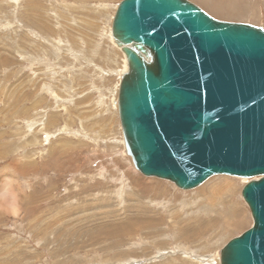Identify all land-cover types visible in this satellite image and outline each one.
I'll return each instance as SVG.
<instances>
[{
  "label": "rangeland",
  "instance_id": "obj_1",
  "mask_svg": "<svg viewBox=\"0 0 264 264\" xmlns=\"http://www.w3.org/2000/svg\"><path fill=\"white\" fill-rule=\"evenodd\" d=\"M120 1L0 0V170L10 167L0 195L9 186L11 201L25 197L19 209L0 200V264H218L252 226L240 194L248 179L216 175L182 190L133 167L116 104ZM190 1L264 27V0ZM228 190L238 209L205 208ZM208 216L215 226L196 231ZM113 223L130 233H99Z\"/></svg>",
  "mask_w": 264,
  "mask_h": 264
},
{
  "label": "water",
  "instance_id": "obj_2",
  "mask_svg": "<svg viewBox=\"0 0 264 264\" xmlns=\"http://www.w3.org/2000/svg\"><path fill=\"white\" fill-rule=\"evenodd\" d=\"M111 40L125 59L117 114L133 167L182 190L248 179L252 226L221 248L220 264H264V27L190 0H122Z\"/></svg>",
  "mask_w": 264,
  "mask_h": 264
},
{
  "label": "bare ground",
  "instance_id": "obj_3",
  "mask_svg": "<svg viewBox=\"0 0 264 264\" xmlns=\"http://www.w3.org/2000/svg\"><path fill=\"white\" fill-rule=\"evenodd\" d=\"M116 11V10H115ZM223 21V20H222ZM112 23V22H111ZM120 50V49H119ZM121 51V50H120ZM122 52V51H121ZM124 57V56H123ZM125 62V61H124ZM122 75V74H121ZM121 77V76H120ZM120 82V81H119ZM119 87V86H118ZM117 96H118V93H117ZM116 104H117V101H116ZM1 150V149H0ZM2 151V150H1ZM51 162V161H50ZM13 164V163H12ZM14 168V167H13ZM17 170V169H16ZM7 171H10V167H3V168H1V170H0V183H1V185H3V184H5V180H3L5 177H3V175L7 172ZM16 172V171H15ZM11 184H13V183H11ZM0 185V190L3 188L2 186ZM16 186V185H15ZM2 187V188H1ZM7 187H8V189H7ZM4 190H3V192H2V194L0 195V200L1 201H3V202H5V201H11L10 199H12V197L11 196H13V194H11V196H10V193H11V191H10V193L8 192V190H11V187L9 188V186H7ZM232 197H233V192L231 191V190H228V191H225L224 193H222L221 194V196L219 197V203H208L207 201H206V204H208V205H206L205 206V208L206 209H212V210H215V211H218V210H220V211H228V212H234L236 209H238L236 206H235V204H234V206L233 205H231V200H232ZM16 198V197H15ZM14 198V202H13V200L11 201V202H13L14 203V205L16 206V201L20 204V206L22 207V206H24L22 203H21V201L22 200H25V197L24 196H22V195H20L18 198H16L15 199ZM17 203V204H18ZM17 207V206H16ZM18 209H19V207H17ZM205 208H203V209H205ZM18 209H14V211H13V213L14 214H17V212H18ZM219 213H221V212H219ZM221 215H222V213H221ZM191 218H194L195 219V216H193V217H191ZM199 218H203V217H201V216H199ZM219 219V218H218ZM221 220V219H220ZM219 220V221H220ZM131 221H129V223H130ZM213 222V223H212ZM195 229H196V231H198V232H202V233H204L206 230H207V228L209 227V226H215V220L211 217V216H208V218H207V220L206 221H203V222H199V221H196L195 220ZM124 226H123V225ZM192 225H193V223H192ZM111 230H110V228L109 229H100V234H105L106 236H108V234L110 233H112L113 235H116V234H118V233H123V232H125L126 234H128V233H130V227H129V225H126L125 223H113V224H111ZM192 228V227H191ZM211 229V228H210ZM110 230V231H109ZM186 230V229H185ZM185 230H183V231H185ZM189 230H191V229H189ZM187 231H188V227H187ZM187 231L186 232H182L181 233V236L183 237L184 235H186L187 234ZM193 231H194V229H193ZM208 231V230H207ZM189 232V231H188ZM188 234H190V232L188 233ZM97 235V234H96ZM112 235V236H113ZM197 234H195V236H196ZM200 235V234H199ZM100 236V235H99ZM102 236V235H101ZM118 236V235H117ZM187 236V235H186ZM121 238V237H120ZM188 238H190L189 236H188ZM197 238V237H196ZM114 239V238H113ZM197 261V260H196ZM197 262H199V261H197ZM220 263V252H219V262H218V264Z\"/></svg>",
  "mask_w": 264,
  "mask_h": 264
}]
</instances>
